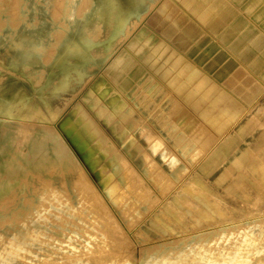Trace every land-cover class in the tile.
Instances as JSON below:
<instances>
[{"label": "rangeland", "instance_id": "obj_1", "mask_svg": "<svg viewBox=\"0 0 264 264\" xmlns=\"http://www.w3.org/2000/svg\"><path fill=\"white\" fill-rule=\"evenodd\" d=\"M60 1L56 4L55 2L59 0L55 2L54 0H12V2L11 0H0V102H3L1 98L3 95L8 92L12 94V98H9L10 115L5 118L6 121L0 123V181L2 180L0 185L14 180L0 193V264H54L55 261L65 262L64 264H78L72 258L73 253L67 251L66 243L59 244L55 240L56 238H61L60 241L65 240L58 233L71 237L68 243L83 249L85 258L83 256L81 258L86 260L84 262L91 261V264H94L96 258H99L95 260L96 264H109L114 254L117 255L114 260L118 264H140L153 251L167 250L168 255L174 253L175 256L183 253V256L188 258L191 253V259L199 249L202 250H199L200 252L208 250V253H212L213 250V253L219 250L228 253L230 249L231 254L242 252L243 255H249L250 249H264V164L260 168L264 158V0H249L246 5H237L231 3V0H115L119 8L123 10L130 8L134 2H140L143 8L139 18L131 17L123 30L117 34L119 16H116L113 10L110 11L105 7L95 12L93 10L94 0ZM58 4L63 6L60 7ZM81 5L82 8L85 6L83 10ZM182 6L184 10L181 9ZM80 8V12H75ZM15 9L17 11H14ZM59 10L60 16H58ZM51 12L55 15L52 14L54 17L51 16ZM75 13L80 14L75 16ZM201 16L204 17L200 18ZM156 19L158 23L155 25ZM31 25L36 26L35 29L39 28L38 42H29L24 37H27V30ZM24 28H26L25 31H23ZM74 40L86 41L91 45L87 49L89 58L82 60L70 55L65 58L66 63L61 64L55 57ZM122 49L128 55L129 67L123 68L119 79L107 76L103 71L107 70L109 61L113 59L117 51L120 52ZM21 52L26 54L31 52L36 55L39 63L19 64L17 58ZM44 58L48 61L46 62ZM191 66L194 69L191 70ZM72 68L79 69V72H82L81 75ZM69 69L67 77H64L65 71ZM199 79L204 84H198ZM212 80L215 81V85ZM64 81L67 86L61 89ZM159 83L162 86H159ZM96 86L108 88L109 96L117 97L121 107L119 106V109L117 107L114 112L106 111L107 107L100 101L97 102L94 96L92 89ZM87 94L89 96L91 94V99ZM143 94L145 97L148 96L145 98ZM162 94L165 96L163 97ZM119 96L126 102L120 100ZM177 101L181 102V107ZM96 102L99 106H96L98 105ZM175 102L179 106H176L177 109L174 107ZM216 105L218 108L215 107ZM73 108H77V114L78 110L82 109L83 112L85 110L86 117L93 123V126L88 128V133L83 131L82 135L88 138L92 146L96 145L95 152L100 158L97 166L104 172L100 174V178L104 177L105 188L111 192L110 197L105 194L94 174L86 166L81 168L77 164L75 157L81 161L78 152L74 147L72 149L73 145H70L64 133L59 129L60 121L67 118ZM181 108L184 110L182 111ZM3 117L5 116L0 114V119ZM248 118L253 119L250 132L245 139L231 147L228 156L217 160L208 172L200 174L199 182L203 184L202 188H197L200 191L196 188L192 191L185 190L184 188L198 173L197 170L204 159L215 150V145L226 141L228 134L235 130L237 124L234 121L242 123ZM31 119L36 122L32 121V123ZM139 120L142 121L139 122ZM74 122L78 123V118ZM77 123L75 127L80 131L84 130L81 127L82 121L78 123L79 126ZM131 123L133 125H130ZM44 127L62 135L73 151L70 153L66 150L69 157L67 159L63 156L62 160H59L56 155L52 158L56 160L57 165L64 162L68 172L62 177L59 174L55 176L43 174L46 180H52L46 188L42 187V182L45 184L47 181H41L40 185V181L38 182L34 176L19 175L18 181H15L16 178L10 173L15 170L20 171L19 169H27L28 161L39 153L36 150L38 148L37 139L42 142V149L46 146L45 149L55 150V145L45 139ZM126 128L129 130L126 131ZM101 131H104L105 137L102 136ZM123 134L125 136H122ZM26 136H30L33 142H27ZM99 137H102L101 140L97 139ZM189 138L196 140L190 143L192 140ZM128 142L130 144L127 146V151L133 153L132 157H125L123 153L124 145ZM31 147L33 150H30ZM163 152H166V155L160 157L159 155ZM110 158L115 161V167L118 165L117 173L120 172L119 174L112 175L113 169L106 165ZM48 159L49 157H46V160ZM258 159H260V164ZM170 160L173 164L171 168H168ZM77 166L83 174L86 171L85 178L81 171L77 174ZM160 172H164L165 176ZM80 176L87 187L90 186L89 183L93 187H88L89 189L86 190L87 187L86 185L84 187L85 183L83 179L80 180ZM122 176L124 187L117 183ZM64 180L67 183V186L64 185L65 188L62 184ZM160 180L165 181L163 183ZM74 187L86 190L78 192H81L83 198L95 205L88 206L85 200L80 198L82 195L77 196L78 202L74 201L75 196L72 197L73 202L67 199L68 194L74 192V190L71 191L75 189ZM69 191L71 192L68 193ZM160 192H165V194ZM198 193L201 198H198ZM85 195L88 197H84ZM93 195L95 196L92 197ZM122 196L124 200L119 204L112 202L114 199L121 200ZM194 196L197 198L195 199ZM176 197L180 199L175 200ZM94 198H97L96 200L101 198L102 202L98 201L99 204L96 201L95 203ZM48 200L56 205L67 200L71 203L70 207L72 206L69 208L71 209L70 214H67L65 210H58L57 207H46V204H49ZM188 200L193 206L188 203ZM38 202L40 204L42 202V206ZM128 210L129 213H127ZM85 212H87L86 215H84ZM74 214L78 217L84 216L83 219H88L87 221L91 223L78 222ZM158 215L160 218H157ZM101 218H103L102 221ZM77 223L90 233L86 230L85 232L79 225L77 226ZM92 223L95 228L92 227ZM61 226H64L63 229ZM96 228L97 231H95ZM70 230L72 231L69 232ZM91 232L97 236L95 237V234ZM80 234L84 238L80 237ZM184 234L187 236L185 237ZM91 235L92 238H90ZM248 239L252 245L243 246L242 242ZM174 240L177 242L174 243ZM90 242L94 245H90ZM120 243L125 245L123 250ZM57 244L64 246V250H60L61 247L57 248ZM217 246L220 249H217ZM116 247H121V254H118L120 250L115 249ZM207 247L211 249H206ZM92 252L96 257L91 254ZM100 253H103L104 260L103 258L101 260ZM122 253L128 259L124 258ZM71 259L73 261H70Z\"/></svg>", "mask_w": 264, "mask_h": 264}, {"label": "bare ground", "instance_id": "obj_2", "mask_svg": "<svg viewBox=\"0 0 264 264\" xmlns=\"http://www.w3.org/2000/svg\"><path fill=\"white\" fill-rule=\"evenodd\" d=\"M10 1V0H9ZM82 1V0H81ZM84 1V0H83ZM169 1V0H168ZM178 1V0H177ZM11 2H12V0H11ZM29 2V1H28ZM54 2H55V0H54ZM61 1L59 0V2H55L56 4L57 3H60ZM10 3V2H9ZM55 3H54V5H55ZM88 3V2H87ZM12 4V3H11ZM14 4V3H13ZM81 4H82V2H81ZM84 4H86V3H84ZM160 4V3H159ZM158 4V5H159ZM59 5V4H58ZM62 5V4H61ZM79 5V4H78ZM16 6V5H15ZM14 6V7H15ZM60 6V5H59ZM63 6V5H62ZM62 6H60V7H62ZM58 7V6H57ZM57 7H56V9H57ZM81 8H82V5L80 6ZM84 7L85 6H83V8H82V10L84 9ZM105 7H107L110 11L111 10H113L114 12H115V15L116 16H119V18H118V24H117V27H116V34L117 33H119V32H121L122 30H123V28L126 26V23L129 21V19H131V17H135V18H139V15H140V13L143 11V8H142V6H141V3L140 2H134V4L130 7V8H126V9H121V8H119V6L117 5V3H116V1L115 0H94V7H93V10L95 11V12H98V10H101L102 8H105ZM54 9H55V7H53ZM79 8V7H78ZM81 8L80 9H78L77 11H75V12H78L79 10L81 11ZM151 8V7H150ZM150 8H149V10H150ZM195 8H196V6H195ZM67 9V8H66ZM77 9V8H76ZM182 10H184V7L182 6V8H181ZM11 10V9H10ZM53 10V9H52ZM61 10V9H60ZM60 10H59V15L58 16H60ZM189 10H190V8H189ZM197 10V9H196ZM196 10H195V12H196ZM14 11H17L16 9L14 10ZM79 11V12H80ZM223 12V11H222ZM221 12V13H222ZM53 13L55 14V12H54V10H53ZM52 12H51V16H53L54 14H53ZM226 13V12H225ZM14 14H16V13H14ZM53 14V15H52ZM76 14V13H75ZM80 13H77L75 16H77V15H79ZM193 14V13H192ZM146 15V14H145ZM228 15V14H227ZM55 16V15H54ZM53 16V17H54ZM222 17H223V15H221ZM202 17H204V16H201L200 18H202ZM215 17V16H214ZM242 17V16H241ZM244 17V16H243ZM142 18H143V16H142ZM207 18V17H206ZM209 18V17H208ZM56 19L58 20V17L56 16ZM210 20H211V18H209ZM244 19V18H243ZM53 20V19H52ZM158 23V20L156 19V22H155V25ZM3 24V23H2ZM17 24V23H16ZM209 24V23H208ZM211 24H212V22H211ZM210 24V25H211ZM36 25V24H35ZM137 25V24H136ZM214 25V24H213ZM216 25V24H215ZM142 26V25H141ZM226 26V25H225ZM26 27H28V26H26ZM35 27L36 26H33V25H31V27H30V29L29 30H27L28 32H27V37L26 36H24L25 37V39L27 40V41H29V42H38V40H39V38H38V33H39V28H37V29H35ZM136 27V26H135ZM214 27H216V26H214ZM218 27V26H217ZM134 28V27H133ZM139 28V27H138ZM146 28V27H145ZM201 28V27H200ZM212 28V27H211ZM28 29V28H27ZM206 29V28H205ZM26 30V28H24L23 29V31H25ZM220 30H222L221 28H220ZM131 31H132V29H131ZM148 31V30H147ZM209 31H210V29H209ZM211 31H212V29H211ZM214 31V30H213ZM113 32V31H112ZM218 32V31H217ZM130 33V32H129ZM143 34V33H142ZM216 34V33H215ZM54 37H55V35H53ZM127 36H128V34H127ZM57 38V37H56ZM69 40V39H68ZM91 45L89 44V43H87L86 41H81V42H79V41H71L67 46H65V48L62 50V53H60V54H58L55 58L57 59V60H59L60 62H61V64L64 62V63H66V60H65V58L66 57H68V56H70V55H73V56H77V57H79V58H81L82 60H86V59H88L89 58V56H88V53H87V49L90 47ZM169 46V45H168ZM144 48V47H143ZM149 48V47H148ZM170 48V47H169ZM168 49V48H167ZM167 53V52H166ZM114 54V53H113ZM113 54H112V57H113ZM52 55V54H51ZM176 55V54H175ZM50 56V55H49ZM111 57V56H110ZM181 57V56H180ZM170 58V57H169ZM168 58V59H169ZM18 62H19V64H38L39 63V58L36 56V55H34V54H32L31 52H28L27 54L26 53H24V52H21L20 53V56H18ZM45 59V58H44ZM110 59V58H109ZM127 59H129L128 58V55H127V53H126V51L125 50H123L122 49V51H117V53L115 54V56L113 57V59L112 60H110L109 61V63H108V66H107V70L106 71H103L107 76H109V77H113V78H115V79H119V77L121 76V73L123 72V68H127V66L130 64L129 63V61L127 60ZM181 59V58H180ZM46 60V59H45ZM152 60V59H151ZM150 60V61H151ZM170 60V59H169ZM184 60V59H183ZM44 61V60H43ZM48 61V59L46 60V62ZM165 61V60H164ZM179 61H181V60H179ZM186 61H187V59H186ZM167 62H168V60H167ZM190 63V62H189ZM124 64V65H123ZM183 64V63H182ZM15 65V64H14ZM17 65V64H16ZM168 65H169V63H168ZM167 65V66H168ZM189 65V64H188ZM135 66V65H134ZM177 66V65H176ZM185 66V65H184ZM9 67V66H8ZM122 67V68H121ZM129 67V66H128ZM181 67H182V65H181ZM187 67V66H186ZM192 67V66H191ZM16 68V67H15ZM32 68H34V66H32ZM103 68V67H102ZM133 68V67H132ZM137 69H139V68H137ZM175 69V68H174ZM187 69V68H186ZM192 69H194L193 67L191 68V70ZM198 69V68H197ZM196 69V70H197ZM72 70L73 71H75L76 73H79L80 75H81V73L82 72H79V69H75V68H72ZM136 70V69H135ZM35 71V70H34ZM70 71V69L69 70H66L65 71V73H66V75L64 76V77H67V75H68V72ZM178 71V70H177ZM171 72V71H170ZM188 72H190V71H188ZM187 72V73H188ZM193 72V71H192ZM198 72V71H197ZM196 72V73H197ZM195 73V72H194ZM201 73V72H200ZM182 74V73H181ZM193 74V73H192ZM202 74H203V72H202ZM106 76V77H107ZM176 76V75H175ZM177 76H178V74H177ZM195 76V75H194ZM206 76V75H205ZM99 77V76H98ZM146 77H147V75H146ZM180 77V76H179ZM183 77V76H182ZM121 78V77H120ZM178 78V77H177ZM200 78H201V76H200ZM203 78V77H202ZM101 79H102V77H101ZM205 79V78H204ZM209 79L211 80V78L209 77ZM39 80V79H38ZM199 80H200V82H199ZM198 80V84H204L203 83V81H202V83H201V79H199ZM95 81V80H94ZM116 81V80H115ZM157 81V80H156ZM205 81H206V79H205ZM213 81V80H212ZM97 82V81H96ZM95 82V84H99V83H96ZM211 82V81H210ZM209 82V83H210ZM215 81H213V83H214ZM107 83V82H106ZM120 83V82H119ZM126 83V82H125ZM128 83V82H127ZM156 83V82H155ZM193 83H194V81H193ZM208 83V84H209ZM217 83V82H216ZM101 84H102V82H101ZM142 84V83H141ZM144 84V83H143ZM142 84V85H143ZM154 84V83H153ZM211 84V83H210ZM218 84V83H217ZM129 85V84H128ZM128 85H126V86H128ZM142 85H140V86H142ZM159 86L161 85L162 86V84H158ZM193 85V84H192ZM207 85V84H206ZM214 85H215V83H214ZM66 86H67V83H66V81H64V83H62V85H61V89H65L66 88ZM94 86V85H93ZM134 86V85H133ZM132 86V87H133ZM149 86V85H148ZM159 86H158V88H159ZM202 86V85H201ZM208 86V85H207ZM131 87V88H132ZM157 87V86H156ZM192 87V86H191ZM216 87V86H215ZM218 87H219V85H218ZM217 87V88H218ZM134 88V87H133ZM138 88H140L139 86H138ZM185 88H186V86H185ZM195 88H196V86H195ZM222 88V87H221ZM141 89V88H140ZM145 89V88H144ZM156 89V88H155ZM164 89L166 90V88L164 87ZM188 90H189V88H187ZM93 91H94V96H95V98H96V100H97V102L98 101H100L104 106H106L107 107V109H106V111L107 110H109V112H114V110L115 109H117V107H118V109H119V106H120V103L118 102V98L117 97H114V95L113 96H109V89L108 88H104V87H101V86H96V87H94L93 89H92ZM113 90H115L114 88H113ZM134 90V89H133ZM152 90V89H151ZM154 90V89H153ZM160 90V89H159ZM158 90V91H159ZM185 90V89H184ZM196 90V89H195ZM205 90V89H204ZM90 91V90H89ZM147 91V90H146ZM157 91V92H158ZM166 91H168V90H166ZM186 91V90H185ZM197 91V90H196ZM91 92V91H90ZM134 92H135V90H134ZM133 92V93H134ZM138 92V91H137ZM143 92V91H142ZM142 92H139V93H142ZM153 92V91H152ZM151 92V94H153ZM199 92V91H198ZM156 93V92H155ZM160 93V92H159ZM161 93H162V90H161ZM168 94H169V92H167ZM183 93H184V91H183ZM196 93V92H195ZM224 93V92H223ZM222 93V94H223ZM114 94H116L115 92H114ZM145 94V93H144ZM143 94V95H144ZM149 94V93H148ZM88 95V94H87ZM138 95V94H137ZM171 96H173L172 94H170ZM191 95V94H190ZM89 96V95H88ZM90 96H91V94H90ZM89 96V97H90ZM131 96V95H130ZM148 96V95H147ZM146 96V97H147ZM160 96V95H159ZM162 96L164 97L165 95H163L162 94ZM144 97H145V95H144ZM145 97V98H146ZM151 97V96H150ZM162 97V98H163ZM213 97V96H212ZM1 98H3V102H0V108L2 109L1 111H0V114L1 115H3V116H5V117H3V118H1L0 119V121H2V122H0V123H3V121H6V117L7 116H9L10 115V110H11V108H9V98L11 99L12 98V94L11 93H7L6 95H3ZM71 98V97H70ZM131 98V97H130ZM141 98H142V96H141ZM169 98V97H168ZM172 98V97H171ZM89 99V98H88ZM90 99H91V97H90ZM119 99H120V96H119ZM148 99V98H147ZM120 100H124V99H122V97H121V99ZM136 100V99H135ZM158 100V99H157ZM173 100H174V97H173ZM217 101L219 100V99H216ZM90 101V100H89ZM175 101V100H174ZM96 102V103H97ZM126 101L124 100V103H125ZM132 102H134V101H132ZM153 102H156V101H153ZM152 102V105L154 104ZM178 103H179V101H177ZM177 102H175L176 104H175V106H174V104H173V106L174 107H176L177 106ZM93 103H95V102H93ZM98 105H96V106H99V103H97ZM150 104H151V102L149 103V106H150ZM180 104V107H181V102L179 103ZM207 104V103H206ZM205 104V105H206ZM80 105V104H79ZM95 105V104H94ZM139 105V104H138ZM170 105H171V102H170ZM197 105H199V104H197ZM227 105V104H226ZM127 106V105H126ZM131 105H129V107H130ZM172 106V107H173ZM183 106V105H182ZM219 106V105H218ZM80 107V106H79ZM121 107V106H120ZM132 107V106H131ZM156 107V106H155ZM171 107V108H172ZM177 107H179V106H177ZM177 107H176V109H177ZM216 108H218L217 107V105L215 106ZM220 107V106H219ZM182 108H184V107H182ZM181 108V109H182ZM213 108V110H215L214 109V107H212ZM76 109L77 108H73V110H72V112L67 116V118H65V119H63L62 121H60V123H59V129L64 133V135H65V137L68 139V141L70 142V145H73V146H71L72 147V149H73V147L76 149V151L78 152V154H79V156H80V159H81V161L80 160H78L76 157H75V159H76V161H77V164H79V166L81 167V168H83V166H86L87 167V169L90 171V172H92L93 174H94V176L96 177V179H97V181H98V183L103 187L102 189H104V191H105V194L108 196V197H110L109 195H111V192H108L107 191V188H105V183H104V177H102V179L100 178L101 176H100V174H103L104 172H102V169L100 168V167H98L97 165L99 164V161H100V158L97 156V154H96V149H95V146H92L89 142H88V138L86 137V136H84V134L82 135V132L84 131V132H86V133H88V128H90L91 126H93V123L91 122V121H89V119L86 117V115H85V113L84 112H86L85 110H84V112H83V110L81 109V110H78V114L76 113ZM104 109V110H105ZM166 109V108H165ZM173 109V108H172ZM185 109V108H184ZM184 109H182V111L184 110ZM228 109V108H227ZM226 109V110H227ZM175 110V109H174ZM180 110V109H179ZM178 110V111H179ZM188 110V109H187ZM212 110V111H213ZM225 110V111H226ZM125 111V110H124ZM166 111V110H165ZM177 111V110H176ZM175 111V112H176ZM181 111V112H182ZM205 111V110H204ZM40 112V111H39ZM104 112V111H103ZM180 112V113H181ZM207 112H208V110H207ZM38 113V112H37ZM36 113V114H37ZM135 113V112H134ZM137 113V112H136ZM180 113L178 114V115H180ZM226 113V112H225ZM229 113H230V111H229ZM77 114V115H76ZM87 114V116H88V113H86ZM40 115V114H39ZM75 115H76V117H75ZM137 115V114H136ZM37 116V115H36ZM41 116V115H40ZM66 116V115H65ZM126 116V115H125ZM173 116V115H172ZM186 116V115H185ZM213 116V115H212ZM222 116V115H221ZM29 117H31V116H29ZM35 117V116H34ZM75 117V118H74ZM89 117V116H88ZM127 117V116H126ZM125 117V118H126ZM139 117V116H138ZM76 118H78V120H79V122L78 123H80V121H82V125H81V127L82 128H84V130H82V131H80V129H78V128H76L75 127V124L77 123V122H74L75 121V119ZM130 118V117H129ZM171 118V117H170ZM216 118V117H215ZM241 118V117H240ZM32 119H34V118H32ZM31 119V122L32 121H34V120H32ZM42 119V118H41ZM127 119V118H126ZM139 119V118H138ZM140 119H142V117L140 118ZM217 119V118H216ZM38 120V119H37ZM44 120V119H43ZM125 120V119H124ZM169 120V119H168ZM26 121V120H25ZM29 121V120H28ZM28 121H26V122H28ZM45 121V120H44ZM142 121V120H141ZM140 120H139V122H141ZM173 121V120H172ZM213 121V120H212ZM217 121V120H216ZM30 122V123H31ZM36 122V120L34 121V123ZM207 122V121H206ZM219 122H220V120H219ZM235 122V124H237V126H236V128H235V130L232 132V133H230V134H228L230 131H228V133H225V134H228V136H227V139H226V141H224V142H218L215 146V150L212 152V154L210 155V156H208L206 159H204V161H203V163L200 165V167L198 168L199 170H197L198 171V173H196V176H194V179L184 188L185 190H191L192 191V189L194 188V190H195V188H196V190H199L200 191V189H197V188H202L203 187V184L202 183H200L199 182V176H200V174L202 173V172H208L209 170H211L213 167H214V165L217 163V160H219V159H221V158H223V157H226V156H228L229 155V153L231 152V147L235 144V143H237L238 141H240V140H243V139H245L246 138V136H247V134L250 132V130H251V128H252V126H253V119L252 118H248L246 121H244V122H242V123H238V122H236V121H234ZM29 123V124H30ZM33 123V122H32ZM47 123V122H46ZM77 123V124H78ZM124 123H126V122H124ZM204 123H205V120H204ZM225 123V122H224ZM74 125V126H73ZM80 124H78V126H79ZM95 125V124H94ZM130 125H133L132 123L130 124ZM147 125V124H146ZM158 125V124H157ZM186 125V124H185ZM160 126V125H159ZM158 126V127H159ZM195 126V125H194ZM183 128V127H182ZM181 128V129H182ZM201 128V127H200ZM212 128V127H211ZM51 129V128H50ZM52 130V129H51ZM97 130H99V129H97ZM127 130H129V128H126V131ZM203 130H204V128H203ZM100 131V130H99ZM149 131V130H148ZM199 131H201L200 129H199ZM28 132V131H27ZM102 132V131H101ZM104 132V131H103ZM101 133L102 134V136H104V133ZM111 132V131H110ZM223 132V131H222ZM196 133V132H195ZM44 134H46V136H45V139H47L48 141H50L52 144H54L55 145V150H50V149H45L46 148V146H44L45 148H43L42 149V142H39V140L37 139V144H38V148L36 149L37 151H39V153L36 155V156H34V157H32V159L31 160H29L28 161V166H27V169H19L20 171H13V172H11L10 174L12 175V177H14V178H16V180L15 181H18L17 179H18V177H19V175H25V176H30V177H36L35 179H37V181L39 182L40 181V185L43 183V185H42V187H47L49 184H50V182L52 181L51 179H49V180H46L44 177H43V174H49L50 176H55V175H57V174H59V176H64V173H66V172H68V170H67V168H66V166H65V164H64V162H61V163H58V165L57 164H55L56 163V160L55 159H53L52 160V158H53V156L54 155H56L57 156V158L59 159V160H62V157L63 156H66V159L67 158H69L68 156H67V151L66 150H69L70 151V153H73V151L70 149V147L68 146V144L65 142V139H64V137L62 136V135H60V134H58V133H55V131L54 132H51L49 129H48V127H44ZM173 134V133H172ZM198 134V133H197ZM225 134L223 135V136H225ZM122 136H125L124 134L122 135ZM174 136V135H173ZM172 136V137H173ZM60 137H62V138H60ZM105 137V136H104ZM151 137V136H150ZM192 137V136H191ZM194 137V136H193ZM192 137V138H193ZM212 137V136H211ZM101 138L102 137H99V138H97L98 140H101ZM108 139H109V137H107ZM120 138V137H119ZM201 138V137H200ZM203 138V137H202ZM222 138V137H221ZM220 138V139H221ZM162 139V138H161ZM170 139V138H169ZM190 139V138H189ZM205 139V138H204ZM22 140H23V137H22ZM25 140L27 141V142H33V141H31L30 140V136L28 137V136H26V138H25ZM190 140H192V139H190ZM194 141L196 140V139H193ZM190 141V143L191 142H193L194 143V141ZM197 140H198V136H197ZM202 141H203V139H202ZM95 141H93V143H94ZM112 142V141H111ZM213 142V141H212ZM28 143V144H29ZM96 143V142H95ZM214 143V142H213ZM109 144H110V142H109ZM112 144V143H111ZM128 144H130V142H128V143H126L125 145H124V147H125V149L123 150V153H124V156L125 157H132V155H133V153H129L128 151H127V146H128ZM187 144L189 145V142L187 141ZM198 144H199V142H198ZM106 145H107V143H106ZM68 146V147H67ZM110 146V145H109ZM173 147V146H172ZM185 147H187L186 145H185ZM184 147V148H185ZM189 147V146H188ZM97 148V147H96ZM113 148V147H112ZM116 148V147H115ZM114 148V149H115ZM175 148H176V146H175ZM196 148V147H195ZM41 149V150H40ZM105 149V148H104ZM118 149V148H117ZM173 149V148H172ZM182 149V151H183V148H181ZM180 149V150H181ZM30 150H33L32 149V147H31V149ZM106 150V149H105ZM167 150V149H166ZM165 150V151H166ZM185 150V149H184ZM118 151V150H117ZM163 151H164V149H163ZM175 151V150H174ZM182 151H181V154H182ZM202 151V150H201ZM104 152V151H103ZM185 152H186V150H185ZM234 152V151H233ZM100 153V152H99ZM109 153V152H108ZM112 153V152H111ZM202 153V152H201ZM118 154V153H117ZM119 154H120V152H119ZM128 154V155H127ZM202 154H204V153H202ZM72 155H74V154H72ZM106 155V154H105ZM166 155V152L164 153H161L159 156L161 157V156H165ZM182 155H184V153L182 154ZM189 155V154H188ZM187 155V156H188ZM200 155V154H199ZM206 155H207V153H206ZM206 155H205V157H206ZM244 155V154H243ZM242 155V156H243ZM59 156V157H58ZM75 156V155H74ZM107 156V155H106ZM110 156V155H109ZM114 156V155H113ZM117 156V155H116ZM119 156V155H118ZM147 157H149L148 155H146ZM46 157H49V159L48 160H46ZM55 157V156H54ZM121 157L123 158V154H121ZM189 157V156H188ZM262 156H260V158H261ZM51 158V159H50ZM109 158V157H108ZM187 158V157H186ZM199 158V157H198ZM105 159H107V157H105ZM105 159H104V161H105ZM114 160L116 159L115 157L113 158ZM181 159V158H180ZM190 159H192V158H190ZM251 159V158H250ZM249 159V160H250ZM126 160V159H125ZM124 160V161H125ZM116 161V160H115ZM115 161H113L111 158L110 159H108V161L106 162V165L107 166H110L112 169H113V171H112V175H114L115 173H117V170H119L117 167H118V165H117V167H115L116 166V163H115ZM193 162H194V160H192ZM191 161V162H192ZM261 161H262V159H261ZM263 161H264V158H263ZM263 161H262V164H261V167L259 166V164H260V159H258V162H259V164H258V162H257V164H258V166L260 167V168H262V166H263ZM128 163H130V162H128ZM127 163V164H128ZM150 163H151V161H150ZM228 163V162H227ZM147 164H148V162H147ZM173 164V162L170 160V162H169V164H168V168H171V165ZM225 164V163H224ZM146 166V165H145ZM149 166H151V165H149ZM155 166V165H154ZM196 166H197V164H196ZM78 167V166H77ZM152 167H153V165H152ZM257 167V166H256ZM259 167H258V170H259ZM149 168V167H148ZM156 168H157V166H156ZM77 169V174H80V171H81V173H82V170H80V168L78 167V168H76ZM85 169V168H84ZM158 169H160V167H158ZM256 169V168H255ZM255 169H254V171H255ZM66 170V171H65ZM134 170V169H133ZM150 170L152 171V169H151V167H150ZM262 170V169H261ZM134 171H136V170H134ZM153 171H154V169H153ZM263 171H264V168H263ZM122 172V171H121ZM156 172V171H155ZM257 173H258V171H256ZM72 174H73V172H71ZM85 173H86V171H85ZM84 173V174H85ZM106 173V172H105ZM120 173V172H119ZM119 173H117V174H119ZM150 171H149V175H150ZM158 173V172H157ZM161 173V172H160ZM163 173V175H164V172H162ZM161 173V174H162ZM260 173H262L263 174V172H261L260 171ZM83 173H82V175H84ZM153 174V173H152ZM156 174V173H155ZM89 175H90V173H89ZM121 175H123V174H121ZM120 175V176H121ZM261 175V174H260ZM264 175V174H263ZM104 176H106V175H104ZM155 176V175H154ZM165 176V175H164ZM82 176H80V180L81 179H83V178H81ZM115 177V176H114ZM161 177V176H160ZM183 177V176H182ZM181 177V178H182ZM261 177V176H260ZM264 177V176H263ZM262 177V178H263ZM1 178V177H0ZM84 178H85V175H84ZM116 178V177H115ZM142 178V177H141ZM159 178V177H158ZM163 178V177H162ZM166 178V177H165ZM164 178V179H165ZM169 178V177H168ZM184 178V177H183ZM193 178V177H192ZM191 178V179H192ZM261 178V179H262ZM20 179V178H19ZM30 179V178H29ZM156 179H157V176H156ZM44 180H46L47 182H45V184H44V182H42L41 183V181H44ZM79 180V181H80ZM95 180V179H94ZM154 180V179H153ZM152 180V181H153ZM169 180H170V178H169ZM264 180V179H263ZM263 180H261V182L263 183ZM2 181V180H1ZM0 181V182H1ZM4 181V180H3ZM14 181V180H13ZM13 181H7L5 184H2V185H0V193L1 192H3L4 191V189H5V187L6 186H8V185H11V183L13 182ZM91 181H93V179L91 180ZM116 181V180H115ZM160 181H163V180H160ZM165 181V180H164ZM164 181H163V183H164ZM167 181V180H166ZM24 183H25V179H24V181H23ZM63 183V186L65 185V186H67V183H66V181L64 180V181H62ZM83 182H84V179H83ZM87 182V181H86ZM117 182V181H116ZM123 182V183H122ZM173 182V181H172ZM2 183V182H1ZM80 183H81V181H80ZM85 183V182H84ZM83 183V184H84ZM121 187H124L125 186V183H124V178H123V176L122 177H120V179H119V181L117 182ZM122 183V184H121ZM135 183V182H134ZM154 183H156V182H154ZM182 183V182H181ZM83 184H82V186H83ZM94 184V183H93ZM185 184V183H184ZM183 184V185H184ZM46 185V186H45ZM75 185V184H74ZM85 185H86V187H87V184L85 183L84 184V187H85ZM89 185L90 186H88V187H93V186H91V184L89 183ZM147 185H148V183H147ZM162 185V184H161ZM161 185H160V187H161ZM166 185V184H165ZM171 185H173V183L171 184ZM65 186L63 187V188H65ZM96 186V185H95ZM98 186V185H97ZM96 186V187H97ZM175 186H176V184H175ZM264 186V185H263ZM41 187V188H42ZM81 187V186H80ZM87 187V189L86 190H88L89 188ZM154 187H155V185H154ZM170 187V186H169ZM182 187V186H181ZM73 188V187H72ZM75 189H71V191H73L74 190V192L73 193H71L70 195L68 194V198L67 199H69V200H73V196H75L76 198L74 199V201L75 202H78L79 201V199L77 200V196L79 197V195H82V193L81 192H78L79 190H82V191H84V189L83 188H77V187H74ZM162 188V187H161ZM165 188V187H164ZM36 189V188H35ZM52 189V188H51ZM53 189H54V187H53ZM146 189H148L147 187H146ZM158 189H159V187H158ZM171 189V188H170ZM65 190V189H64ZM85 190V191H86ZM137 190V189H136ZM141 190H142V186H141ZM162 190H163V188H162ZM165 190V189H164ZM174 190V189H173ZM179 190H180V188H179ZM13 191V190H12ZM36 191V190H35ZM40 191V190H39ZM71 191H69L68 193H70ZM84 191V192H85ZM91 191V190H90ZM94 191H96V190H94ZM170 191V190H169ZM9 192V191H8ZM84 192H83V194H84ZM139 192V191H138ZM142 192V191H141ZM145 192V191H144ZM148 192V191H147ZM159 192V191H158ZM167 192H168V190H167ZM166 192V193H167ZM178 192V191H177ZM198 192V191H197ZM201 192H203V191H201ZM48 194H49V192H47ZM93 193V192H92ZM96 193V192H95ZM160 193H162V192H160ZM164 194H165V192H163ZM162 193V194H163ZM200 193V192H199ZM198 193V194H199ZM40 194H41V192H40ZM66 194V193H65ZM87 194H88V192H87ZM89 194H91V192L89 193ZM98 194V193H97ZM149 194V193H148ZM163 194V195H164ZM169 194V193H168ZM173 194H175V193H173ZM184 194V193H183ZM183 194H181V196H184ZM187 194V193H186ZM191 194V193H190ZM9 195V194H8ZM7 195V196H8ZM15 195V194H14ZM67 195V194H66ZM103 195V194H102ZM144 195H145V193H144ZM150 195V194H149ZM167 195V194H166ZM188 195V194H187ZM195 195V194H194ZM63 196V195H62ZM95 195H93L92 197H94ZM97 196V195H96ZM146 196H148L147 194H146ZM158 196L160 197V194H158ZM176 196V195H175ZM195 196H198V195H195ZM195 196H194V198H195ZM202 196V195H201ZM203 196H204V194H203ZM6 197V196H5ZM45 197V196H44ZM84 197H88V196H84ZM98 197V196H97ZM136 197V196H135ZM80 198H82L83 200H85V202H86V204H88V206H94L95 204H91L90 203V201H88L86 198H83V195L80 197ZM91 198V197H90ZM163 198V197H162ZM173 198V197H172ZM179 199H180V197H178ZM177 197L175 198V200L176 199H178ZM197 198V197H196ZM195 198V199H196ZM198 198H201L200 197V194H199V197ZM45 199V198H44ZM97 199V198H96ZM95 198L93 199L94 201H95V203H96V201L98 202H102V201H100L101 200V198H99V200H96ZM147 199H148V197H147ZM124 200V196H122V198H121V200H117V199H114L112 202L114 203V204H119V202H121V201H123ZM128 200V199H127ZM154 200H156V199H154ZM47 201V200H46ZM49 201V204L47 205L46 204V207H48V208H54V207H57L58 208V210H65L66 212H67V214H70V210L71 209H69V208H72V206L70 207V204L71 203H69L67 200H65V202H60L58 205H56V204H53L52 202H50L51 200H48ZM92 201V200H91ZM126 201V200H125ZM139 201V200H138ZM157 201V200H156ZM189 201V200H188ZM5 202V201H4ZM23 202V201H22ZM73 202V201H72ZM98 202V203H99ZM155 202V201H154ZM39 204H40V202H38ZM167 203H169V202H167ZM170 203H172V202H170ZM191 206H193V204L189 201L188 202ZM5 204V203H4ZM45 204V203H44ZM100 204V203H99ZM103 204V203H102ZM101 204V205H102ZM178 204H180L179 203V200H178ZM182 204V203H181ZM184 204V203H183ZM28 205H29V203H28ZM41 206H42V202H41V204H40ZM83 205V204H82ZM131 204H129V206H130ZM153 205V204H152ZM44 206V205H43ZM63 206V207H62ZM81 206V205H80ZM88 206H87V208H88ZM97 206V205H96ZM99 206V205H98ZM106 206V205H105ZM154 206V205H153ZM170 206V205H169ZM45 207V206H44ZM131 207H132V205H131ZM134 207H135V205H134ZM133 207V208H134ZM83 208H84V206H83ZM91 208V207H90ZM98 208V207H97ZM103 208V207H102ZM130 208V207H129ZM132 208V209H133ZM136 208V207H135ZM165 208V207H164ZM85 209H86V207H85ZM100 209V208H99ZM98 209V210H99ZM127 209V208H126ZM147 209V208H146ZM151 209H152V207H151ZM168 209V208H167ZM195 209H196V207H195ZM75 210H77V208L75 209ZM90 210H92V209H90ZM94 210V209H93ZM109 210V209H108ZM130 210H131V208H130ZM17 211V210H16ZM40 211V210H39ZM52 211V210H51ZM81 211H83V209L82 210H80V212H79V215L81 214ZM49 212V211H48ZM90 212H92V211H90ZM95 211H93V213H94ZM139 212V211H138ZM50 213V212H49ZM53 214H54V212H52ZM77 213V212H76ZM86 213L87 212H85L84 213V215H86ZM92 213V214H93ZM127 213H129V210H128V212ZM145 213H147V212H145ZM96 214V213H95ZM155 214V213H154ZM161 214H162V210H161ZM260 214V213H259ZM44 215V214H43ZM55 215V214H54ZM75 215V214H74ZM107 215V214H106ZM124 215H125V213H124ZM123 214H121V216H124ZM127 215V214H126ZM143 215V214H142ZM31 216H32V214H31ZM75 216H77V221L78 222H82V223H84V222H88L87 220H84L83 219V217H81V216H79L78 217V215H75ZM91 216V215H90ZM134 216V215H133ZM260 216H262V214H260ZM264 216V215H263ZM63 217V216H62ZM99 217H102V216H99ZM98 217V218H99ZM157 216H155V218H156ZM259 217V216H258ZM64 218V217H63ZM85 218V217H84ZM95 218V217H94ZM125 218V217H124ZM157 218H160V215H158V217ZM261 218V217H260ZM259 218V219H260ZM26 219H28V218H26ZM48 219H50V218H48ZM64 219H66L67 220V218H64ZM93 219V218H92ZM96 219H97V214H96ZM102 219L103 218H101V221H102ZM115 219V218H114ZM133 219V218H132ZM254 219V218H253ZM257 219V218H256ZM258 219V220H259ZM15 220V219H14ZM13 220V221H14ZM30 220V219H29ZM119 220V219H118ZM252 220V219H251ZM17 221V220H16ZM19 221V220H18ZM21 221V220H20ZM40 221V220H39ZM49 221H51L52 222V220H49ZM73 221V220H72ZM71 221V222H72ZM96 221H98V220H96ZM100 221V222H101ZM103 221H105V219L103 220ZM130 221V220H129ZM137 221V220H136ZM159 221V220H158ZM54 222V221H53ZM70 222V221H69ZM99 222V221H98ZM111 222V221H110ZM262 222V221H261ZM16 223H18V222H16ZM39 223H41V222H39ZM55 223V222H54ZM74 223H75V221H74ZM73 223V224H74ZM89 223V222H88ZM87 223V224H88ZM91 223V222H90ZM89 223V224H90ZM116 223V222H115ZM114 223V224H115ZM133 223V222H132ZM232 223V222H231ZM255 223H256V221H255ZM259 223V222H258ZM72 224V223H71ZM98 224V223H97ZM99 224H101V223H99ZM137 224V223H136ZM249 224V223H248ZM263 224V223H262ZM59 225H61V224H59ZM77 226L79 225L78 223L76 224ZM76 225H74L75 227H76ZM92 225H93V223H92ZM103 225H105V224H103ZM103 225H101L102 226V228H103ZM117 225V224H116ZM127 225H128V223H127ZM80 227H82L83 228V226H81V225H79ZM89 226V225H88ZM107 226V225H106ZM108 226H110V225H108ZM239 226V225H238ZM254 226V225H253ZM259 226V225H258ZM62 227V226H61ZM64 227V226H63ZM63 227H62V229H63ZM79 227V228H80ZM85 227V226H84ZM92 227H94L95 228V225H93ZM112 227H114V226H112ZM120 227V226H119ZM241 227V226H240ZM252 227V226H251ZM260 227V226H259ZM15 228V227H14ZM48 228H50L49 226H48ZM67 228H69L68 226H67ZM99 228V227H98ZM104 228H106V227H104ZM232 228V227H231ZM253 228V227H252ZM257 228V227H256ZM53 229V228H52ZM51 229V230H52ZM70 229H72V228H70ZM75 229V228H74ZM84 229V228H83ZM116 229V228H115ZM114 229V230H115ZM126 229V228H125ZM200 229V228H199ZM233 229V228H232ZM32 230V229H31ZM73 230V229H72ZM72 230H70L69 232H71ZM88 231L87 229H84V231ZM99 230V229H98ZM101 230V229H100ZM107 230V229H106ZM148 230V229H147ZM228 230V229H227ZM261 230V229H260ZM263 230V229H262ZM58 231V230H57ZM60 231H62V230H60ZM85 231V232H86ZM95 231H97V228H96V230ZM123 231V230H122ZM196 231H198V230H196ZM199 231H202V230H199ZM76 232H77V230H76ZM100 232H102V231H100ZM121 232V231H120ZM250 232V231H249ZM253 232H254V230H253ZM64 233V232H63ZM66 233V232H65ZM79 233V232H78ZM84 233V232H83ZM88 233H90L89 231H88ZM103 233H105V232H103ZM145 233V232H144ZM219 233V232H218ZM245 233V232H244ZM261 233H263V232H261ZM14 234V233H13ZM61 237H64L65 238V240L64 241H60V240H62L61 238H59V239H55L59 244H62V243H66V249H67V251L69 252V253H73V255H72V258H74L75 259V263L77 262L78 264H91V261H89L88 259V261L87 262H84V260L85 259H83V255H84V251H83V249H81L80 247H78L77 245H73V244H71V243H68V240H70V238L71 237H67V236H65V235H63L62 233H58ZM76 234V233H75ZM82 234V233H81ZM80 234V235H81ZM91 234H95L94 232L92 233L91 232ZM119 234V233H118ZM220 234V233H219ZM227 234V233H226ZM255 234V233H254ZM48 235V234H47ZM66 235H68L67 233H66ZM105 235V234H104ZM106 235H107V233H106ZM186 234H184V236H185ZM190 235V234H189ZM188 235V236H189ZM204 235V234H203ZM202 235V236H203ZM242 235V234H241ZM248 235V234H247ZM263 235V234H262ZM21 236V235H20ZM36 236V235H35ZM50 236H52V235H50ZM71 236V235H70ZM97 235L95 234V237H96ZM121 236V235H120ZM187 236V235H186ZM185 236V237H186ZM16 237H18V236H16ZM55 237V236H54ZM57 237V236H56ZM80 237H83L84 238V236H80ZM93 236L91 235L90 236V238H92ZM99 237V236H98ZM199 237H200V235H199ZM205 237V236H204ZM249 237V236H248ZM262 237V236H261ZM63 238V239H64ZM87 238V237H86ZM173 238V237H172ZM171 238V239H172ZM242 238V237H241ZM17 239V238H16ZM98 239V238H97ZM96 239V240H97ZM244 239V238H243ZM251 239V238H250ZM256 239V238H255ZM76 240V239H75ZM89 240V239H88ZM179 240V239H178ZM184 240H186V239H184ZM249 240V239H248ZM245 240V241H243L242 242V245L243 246H250V245H252V242L249 240ZM261 240V239H260ZM78 241V240H77ZM103 241V240H102ZM119 241V240H118ZM153 241V240H152ZM208 241V240H207ZM225 241V240H224ZM49 242V241H48ZM81 242V241H80ZM120 242H121V240H120ZM175 242H177V241H175L174 240V243ZM257 242V241H256ZM261 242V241H260ZM11 243V242H10ZM117 243V242H116ZM200 243V242H199ZM199 243H198V245H199ZM230 243V242H229ZM81 244V243H80ZM96 244V243H95ZM121 244V243H120ZM154 244V243H153ZM168 244V243H167ZM208 244V243H207ZM231 244V243H230ZM236 244V243H235ZM262 244V243H261ZM264 244V243H263ZM58 245V244H57ZM90 245H94V244H92L91 242H90ZM122 245V244H121ZM141 245V244H140ZM181 245H183V244H181ZM195 245H197V244H195ZM221 245V244H220ZM97 246H99V245H97ZM123 246V248H121ZM120 248L123 250L124 249V246L125 245H122ZM201 246V245H200ZM240 246V245H239ZM3 247V246H2ZM1 247V248H2ZM59 247H61V249L60 250H64V246H59L58 245V247L57 248H59ZM96 247V246H95ZM108 247V246H107ZM114 247H115V245H114ZM118 247H119V245H118ZM118 247H116L115 249H117ZM128 247V246H127ZM141 247V246H140ZM204 247H206V246H204ZM212 247V246H211ZM211 247H207L206 249H208V248H210L211 249ZM215 247V246H214ZM219 246H217L216 248L217 249H220V248H218ZM94 248V247H93ZM120 248H118L119 250H120ZM199 248H201V247H199ZM198 248V249H199ZM203 248V247H202ZM43 249V248H42ZM90 248L88 247V250H89ZM99 249V248H98ZM97 249V250H98ZM113 249V248H112ZM126 249V248H125ZM149 249V248H148ZM205 249V248H204ZM9 250V249H8ZM44 250H46V248L44 249ZM92 250V249H91ZM100 250V249H99ZM110 250H111V248H110ZM122 250H120L119 251V253L118 254H121V251ZM150 250V249H149ZM185 250V249H184ZM192 250V249H191ZM194 251H195V247H194V249H193ZM200 250V249H199ZM197 251L196 253H195V255L193 256L192 255V257H191V259H190V256H191V253H190V256H189V258L188 257H186V256H183V253H182V255L181 254H177L176 256L174 255V253L173 254H170V255H168L169 253H168V251L167 250H163V251H161V252H155V251H153V252H148V253H150L147 257H145L141 262H140V264H264V249H261V248H256L255 250H253V249H250L249 251H248V253H249V255H243V253L242 252H237V251H235V252H237L236 254H231V251H230V249H229V251H228V253L226 252H224V251H222V250H219V252H217V253H213L214 252V250L212 251V253H208L209 251L208 250H206V251H204L203 250V252H200V251H202V250H200V251ZM226 250H228L227 248H226ZM233 250H235V249H233ZM243 249H241V251H242ZM1 251V250H0ZM5 251V250H4ZM108 251V250H107ZM115 251V250H114ZM118 251V250H117ZM127 251V250H126ZM125 251V252H126ZM175 251V250H174ZM190 251V250H189ZM246 251V252H247ZM8 252V251H7ZM64 252H66V251H64ZM97 252V251H96ZM104 252V251H103ZM110 252V251H109ZM113 252V251H112ZM186 252V251H185ZM246 252H244V253H246ZM11 253V252H10ZM90 253V252H89ZM98 253V252H97ZM106 253V252H105ZM104 253V254H105ZM127 253H129V251H127ZM131 254H132V252H130ZM22 254V253H21ZM64 254V253H63ZM75 254V255H74ZM88 254V253H87ZM93 256H94V254H93V252L91 253ZM101 254V260H102V256H103V253H100ZM107 255L109 254V253H106ZM113 254V253H112ZM123 254V256H125L124 255V253H122ZM253 254V255H252ZM16 255V254H15ZM69 255V254H68ZM86 255V254H85ZM129 256H131L130 254H128ZM127 255V256H128ZM61 256V255H60ZM81 256H83L82 258H81ZM89 256H91V255H89ZM88 256V257H89ZM92 256V257H93ZM112 256V255H111ZM115 256H117L116 254H114V258H115ZM122 256V255H121ZM123 256H122V258H123ZM64 257L66 258V256L64 255ZM64 257H62V259L64 258ZM69 257V256H68ZM94 257H96V255L94 256ZM93 257V258H94ZM105 257V256H104ZM85 258V257H84ZM87 258V257H86ZM92 258V259H93ZM114 258H113V260H110L109 261V264H118V263H116V261L114 260ZM124 258H126V256L124 257ZM132 258V257H131ZM59 259H60V257H59ZM67 259V258H66ZM91 259V258H90ZM95 259V258H94ZM93 259V260H94ZM97 259H99V258H96L95 260H97ZM105 258H103V260H104ZM107 259V258H106ZM126 259H128V258H126ZM56 260H57V258H56ZM63 260H65V259H63ZM95 260H94V264H96L95 263ZM100 260V261H101ZM117 260V259H116ZM119 260V259H118ZM123 260V259H122ZM62 261V260H61ZM70 261H73L72 259L70 260ZM86 261V260H85ZM99 261V262H100ZM127 261H129V260H127ZM23 262V261H22ZM84 262V263H83ZM96 262H98V261H96ZM26 263V262H25ZM48 263V262H47ZM54 264H64L65 262H53ZM101 263H102V261H101ZM107 263V262H106ZM35 264V263H34Z\"/></svg>", "mask_w": 264, "mask_h": 264}, {"label": "crops", "instance_id": "obj_3", "mask_svg": "<svg viewBox=\"0 0 264 264\" xmlns=\"http://www.w3.org/2000/svg\"><path fill=\"white\" fill-rule=\"evenodd\" d=\"M249 0H231V3H236L237 5L248 4Z\"/></svg>", "mask_w": 264, "mask_h": 264}]
</instances>
